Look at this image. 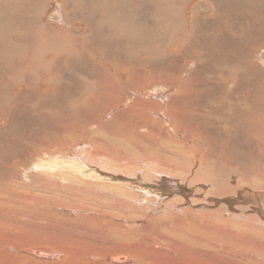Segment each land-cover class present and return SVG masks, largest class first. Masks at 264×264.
Here are the masks:
<instances>
[{
  "label": "rangeland",
  "instance_id": "obj_1",
  "mask_svg": "<svg viewBox=\"0 0 264 264\" xmlns=\"http://www.w3.org/2000/svg\"><path fill=\"white\" fill-rule=\"evenodd\" d=\"M98 1H100L101 4H99L94 11V0H86V4L81 8L84 10L83 12L86 13L88 21L93 23H96L99 19H101L102 15L105 14L104 11L106 14H109V12L111 14L113 12L111 8L114 6V4H117L113 3V0H107L104 2H102L103 0H97L96 2ZM116 1L118 2L119 0ZM165 1L166 0H134V4L138 6V12L134 24L138 27L140 32H144L143 34H140L141 39L138 34H134V41H130L126 36L125 38H120L116 35L113 39H108L109 42L106 43L107 48H109V55L118 57V61L121 59H128L139 62L140 68L146 67L145 70L152 71L153 81L158 77V75L154 72L155 68L166 66L172 69V71L169 72V75L173 76L174 72L181 68V58L184 57L182 50L177 51L178 46L174 49L176 52H173L172 49L174 47L170 48L169 45L165 43L166 40H163V38L167 35V32L164 29L166 24L163 26L160 18H158L160 22L155 18V15H159L160 11L165 8ZM200 2H202V0H194L191 5H188L186 9L190 10V13L185 16V19L192 17L193 8L195 6L197 7ZM172 3L176 6L178 5L177 0H172ZM123 4L129 5L130 3L123 2ZM173 4H171L170 10L173 9ZM117 6V9L120 10L121 13L123 10H125V7L119 4H117ZM5 7L6 3L0 5V41L5 39L6 42L11 41L13 44L14 42L18 41L14 37L18 34L21 36L24 28L23 26L19 27L18 25H15V23L9 24L10 18H5L2 10ZM47 7H49V10H47L48 13L46 12L47 15L44 16V21L52 22L50 17H52L56 11L58 20L55 23L53 22L54 25L68 28V24L65 26L62 20L59 18V3L57 0H53L46 4V8ZM256 7H261L260 9L264 11V0L260 5L257 4ZM218 8L220 11H223L222 7L218 6ZM206 9L208 11L204 12L202 15L205 24L201 19L202 25H204V27L201 25V28H196L195 24L184 25L187 31H189V28L192 25L191 30H193V34L196 35V43L199 45L201 44L202 47H204L203 43L208 42V51L206 49L205 50L207 53L211 52L208 54V56L211 57L208 58V61L205 63L202 73L200 74V79H194L191 82L195 96L191 102V105L187 107L184 104V110L188 112V116L187 121L183 122L182 125L188 131H186V134L189 137L188 144L184 142L182 136L177 134L176 136L175 133L172 132L173 123L171 122L169 116L167 117L165 110L164 112L158 110L156 111L157 114L161 112L160 116L162 117L159 115H152L149 117L150 119L148 118L146 121L143 120L145 118L144 116H148V113L143 112L142 114H139L137 105L131 103L130 101L129 103L126 101L128 98L130 99V95L133 92L130 94L124 88L122 89V87V93L124 92L122 96L123 102H120L121 105L112 112L113 115L109 118V112L114 108V106H112L108 113L104 116V119L101 120V123L104 125V127L113 128L116 130L114 125L118 121V125L122 127L124 131L121 132L120 135L115 133L114 136H108V132L106 131L101 133L98 129L92 128V130L90 129L91 127H88L87 130L90 129L89 133L91 136L86 137L84 140H77V134L73 135L72 138L71 134L63 133V142L56 146L64 147L50 148L44 154H40L38 160H36L38 162L34 163L39 164L41 162L43 163V160H46V162L50 163L52 167H55L54 170L52 169L53 172L47 168L48 171L42 173L31 166L33 159L36 157V150L32 147H28L26 144H22L21 146L19 141H13L6 149H3L0 144V185H3L0 186V188L4 190L7 189V191H9L8 194L10 195V197L7 198V201L0 199V201L3 203L0 204V225H4V229L6 228L3 230V235L0 236V239H2L0 240V244H5V241H9L10 243H20L21 245L24 243L34 244L38 239L40 242L37 243L36 246L40 247L37 249L51 252L55 250L59 253V256H57L56 254L54 255V253L47 252L53 254V257H39L35 256L34 254L31 255L29 252H21L23 254L15 252L13 256L21 257L22 255H25L21 257V260L22 258L27 257L28 262L33 261V263L37 262L43 264H114L112 261H107L104 258L106 254L117 252L114 250H118L120 253L127 254V249L129 246H136L137 248H134V252H136L135 258L144 261V264H160L161 262V264H165L167 262H169V264H180L182 260H185V258L189 259V256L191 258L194 254L198 255V259L195 257V255L193 258H196L195 260H197L199 263L202 260V262L211 260L215 264H225L227 257L222 253L220 246H224L228 243L225 246H230V244L231 246H233V244L234 246H247L248 244V246H254L253 248L255 251L253 250V252H251L252 255L250 254L252 260L250 261L251 258H249V260L244 261L242 264H264V260H262V256L264 258V223L258 218L259 214L254 212L253 209H248L246 212L240 211V209L237 210L236 208L238 206H235L234 209H232L227 204H222L216 207L212 202L213 199L228 200L229 198H236L240 192L246 189L264 192V147L260 149V145H258L261 144V146H264V136L259 137L258 132L252 130L251 125L249 124L250 121H253L256 118L264 125V64H259L261 58L264 56V46H262L261 49H259L258 46L261 43L256 46H251L250 50L253 52L251 59L252 66L248 67L247 69H245L243 66H239L236 69L239 71L240 76L238 75L227 82L219 83L217 81V76L219 73H221L222 64L215 55H217V52L220 50H217L216 54H214V47H212L213 43L218 39L208 34L210 31L216 28L214 27L215 24L212 26V23L217 20V17L210 9ZM257 11H253L254 13L252 12L250 15H247V17L251 19L248 26L246 25L243 28L248 33L251 32L252 36L258 34L257 32L264 34V20L261 16L256 15ZM22 12L25 11L21 10L19 14ZM139 17H141V19H139ZM26 18H29V16L24 15L23 17H17L18 20H21V23H24ZM149 20H151V23H148ZM178 21L182 22L184 19L179 18ZM158 22L160 24H158ZM4 24L8 28L4 27ZM233 25L235 26V24ZM148 26L151 29H148ZM77 28H82V25L78 23ZM237 28H240L239 24L237 25ZM16 29L17 31H15ZM166 29L170 30V28ZM221 34H224V32L221 31ZM93 35L94 33L92 31V36ZM185 35V32H181V34H179V42ZM262 37L264 38V35ZM232 38H239V36ZM93 39H96V37H93ZM228 39L231 38H227V41L231 44V46H235L234 43ZM157 46H161V49H156ZM223 46L224 45L216 46V49H220ZM8 47L9 43L7 44L6 48L4 45L0 44V69L3 68L1 64L3 63V59H5L6 52H9ZM152 48H155L156 50L152 51ZM144 49L146 50L143 52ZM128 52H130L131 57H127V55H129L127 54ZM163 52L167 55L161 57ZM201 53L203 54V52L199 51L200 56H202ZM151 54L152 59H150ZM20 58L21 54H19L18 59H15V61L18 62ZM92 62L94 67H100L103 65L102 61L95 59L94 57ZM259 65L263 71H260L258 68ZM192 66L193 65L186 66V77L187 75L191 76L197 73L198 67ZM130 67L134 68L138 66L130 65ZM2 72L4 73L10 71L4 68L2 69ZM83 72L85 75H87V70L80 68V65L78 64H73L71 68H67V64L60 63L57 76L60 77L61 81L67 80L68 83L71 81V84L68 86L70 88L67 87L65 90H63L61 87L65 85H60L59 89L57 90V95L54 94L55 96L53 98L46 96L41 97V99H39V105L43 107V110H45L48 103H50L47 100L60 99L63 97V92L65 91H69L68 94L76 93L84 84H75L74 82L76 80L80 81V78L76 77H79ZM246 72H250L252 75L247 77ZM75 73H77V75ZM53 76L55 77V74H53ZM5 77L6 76L0 71V92L2 93L1 101L3 98L9 97L7 102H2V104H0V120L4 119L3 121H0V134L5 132L6 135L11 136V134L13 135L14 133L20 131V128H16L15 124H18L23 120L27 123L28 119L29 121H35L36 118L33 115V113H35L33 110L35 109L31 108L32 98H28L29 89H26L27 87L21 84H16L12 88H8L7 79ZM81 77L83 76L81 75ZM177 82L179 84V81ZM184 82H187V80L183 79L182 83ZM154 85L155 83L152 82V89L146 91L144 96L142 93L138 95L137 100H139L141 103H145L148 100H144V97L149 96L153 101L152 104L148 105L149 107L152 105L155 106L154 103L163 105L162 100L159 101L157 97L162 98L161 96L166 95L165 102L168 104V99L177 93L172 91L171 88L164 89L162 86L156 87ZM10 86L11 85H9V87ZM236 90H244L243 93L247 94L246 111H242L240 114L241 116H239V112L241 110L240 108H242L241 105L242 103H245V101L241 100L238 102L234 98ZM89 92L95 93L94 90L88 89L87 93ZM90 93L88 97L91 98L90 102L92 103V108L89 115L87 116L88 118H90L94 108H100L99 105L102 101L98 98L95 100L93 97H91ZM237 93L239 94L238 91ZM180 96L181 94L177 93L176 98ZM111 101H113L112 98L106 100L108 104ZM119 114H121V116L118 117ZM137 114L140 116H137ZM49 115V113L44 111L39 116V121L42 123L44 121V126L46 128L49 123H56V127H54L55 129L68 128L69 125L67 124H69V122H67L66 119H58L54 114L50 115L52 117ZM5 117L11 121L10 125L9 121L6 120ZM127 117H130L131 119H127ZM135 119H138V125H133L136 123V121H133ZM112 120L114 124H112V122L110 124V121ZM4 124L6 128L4 127ZM8 125L11 127H8ZM139 125L142 126V128H137ZM60 126H62V128ZM159 126H164L162 129L163 132L156 129L157 133H149L152 132V129ZM131 128H136V131L139 132L133 133ZM147 129L150 130L147 131ZM97 134L105 135L109 139L107 146L106 144L101 145L98 143L99 139L97 138L99 136H97ZM29 136L25 137L29 138ZM68 136H70V138ZM192 137L197 139L200 146L203 147V151L206 153L208 158V165H203L201 163L204 153L202 156L198 154L199 151H194L191 149L190 143L192 141ZM117 138L120 139L119 144L115 143ZM33 139L34 138H32L30 141H33ZM85 141H87V143ZM68 142L69 144H67ZM29 143H33L35 145L39 144L37 141ZM83 148L84 150L82 151ZM86 149H89V152L88 150L86 151ZM17 156L21 157L15 159L14 157ZM79 161H81V163ZM68 163L73 164V166L76 168H83L85 173H81L80 176H74L73 180H75V182L72 181L71 183L64 181L60 177H55L56 179L51 177L50 174L53 176L56 175V173L62 169L61 167H64L65 164ZM89 167L94 169L90 171V174L88 175L89 177L87 178L85 175L86 171L89 170ZM95 167L102 171L98 172ZM191 170L195 171L197 177V180L195 179L197 181H195V184L199 183L203 186L200 187L199 191L196 192V195H204V201L201 202L203 207L200 206L201 210L196 208L195 204L182 205V202H185V200H182L180 195L179 198L181 199L171 198L169 201H162L161 198L158 200L156 199L157 197L155 198L152 195H147L145 192L143 193V191L141 192V190H139V188L144 183L149 185L154 184L155 182L161 183L162 181L166 180V178H168V180L172 179L178 181V183H182V180H184L183 178L186 177L191 172ZM185 171L187 174L186 176H183ZM214 172H219V176L213 177L212 175ZM12 174H17V177L13 176ZM39 177L43 179H40ZM95 177H99L98 179L100 180L95 179ZM47 178H49V180ZM53 182L54 185H52ZM127 183H131L134 188L128 187ZM188 183L184 185L185 190L188 189ZM218 185H220V187ZM33 186H35L34 191ZM19 188H24L21 193H17ZM190 189L195 190V186H192ZM14 190H16V192H13ZM200 190H202V192ZM34 192H36V194L45 196V199L40 203L46 201L48 198L47 202L49 203L53 200L54 206L49 207V209H41L39 211L40 213L38 212L35 214L30 220L26 217H23L22 212L18 210V208L21 207L16 205L15 200H18V197L20 196H29L30 193L35 194ZM51 198L52 200L49 201ZM9 200H12V203L14 200V206L12 203L11 205L7 203ZM170 201L172 204H170ZM130 203H132V205ZM41 206H43V204H41L40 207ZM212 207H215V209H212ZM64 208H69L71 211L67 212L64 210ZM49 213H52V215L50 216ZM206 213L209 215V217ZM187 219H193L191 223H196L198 225L197 231H199V235H197L198 238L200 237L199 240L201 244L197 246L201 247H196L195 251L190 250L193 251L194 254L189 253V249L186 252V249L189 248V246H196L190 244L192 243V241H190L191 236H193V234L196 236V231H192L191 227L186 226L190 223V221H187ZM201 222H204V225H202ZM210 222L211 224L213 222L214 223L211 225ZM25 223L28 224V228H26V230L20 228L14 229L16 225L22 227V224ZM35 223H39L42 227H44V229H42L43 231L41 232L42 235H47V232H49V235L47 237L46 235L41 237V234H39L41 226ZM173 223L174 225H172ZM241 223L243 225H241ZM224 225L225 227H223ZM182 226L183 228L185 227V230L181 228ZM210 227L213 232L210 231ZM246 227L248 228L244 234V230L242 231V229H245ZM188 229L190 230L189 232ZM226 230L227 232H225ZM257 230H259V232H256ZM191 231L192 233L190 234ZM201 232L204 234L203 236ZM236 232L237 234H235ZM247 232L249 235H252L249 236ZM184 233L187 234L190 239L183 237L185 236ZM224 233L226 234L225 236ZM229 233H231V235ZM221 237L227 238L224 240ZM233 237H237L239 240H241V242L237 238L231 240ZM230 240L233 242V244ZM244 240L249 241H247L245 244ZM209 241L211 244H208ZM187 243L188 245H186ZM29 246L31 247L28 248V245L23 247V251L26 249L31 250L33 246ZM176 248H179V250L181 249L179 252H182V254L177 252L178 249L176 250ZM93 253L99 254L100 256L92 257ZM169 253L172 255L170 256ZM154 256L157 259H155ZM149 257H151L154 261L149 259ZM222 259L225 261H222ZM259 259L261 260L259 261ZM51 260H55V262L49 263ZM217 260H219V262ZM237 260L234 263L240 264V259ZM256 260L258 262H256ZM183 262L184 261H182V263ZM127 264H133V262L131 261V263L128 262Z\"/></svg>",
  "mask_w": 264,
  "mask_h": 264
},
{
  "label": "bare ground",
  "instance_id": "obj_2",
  "mask_svg": "<svg viewBox=\"0 0 264 264\" xmlns=\"http://www.w3.org/2000/svg\"><path fill=\"white\" fill-rule=\"evenodd\" d=\"M51 1H53V0H0V5H2L3 3H6V7L2 10L4 13V17L10 18L9 24L15 23V25H18L19 27L23 26V28H24L23 32L21 33V36H19V34H18L14 37L18 41L14 42L13 44L11 41L6 42L5 39L0 41V44L4 45L5 48L7 47V44L9 43V47H8L9 52H6L5 59H3V63L1 64V66L3 68H1L0 71L2 74H4L6 76L5 78L7 79L8 88H12L16 84H21V85H24L25 87H27L26 89H29L28 98H32L31 108L35 109V110H33V112H35V113H33V115L36 118L35 121H29V119H28L27 120L28 125H27L26 121H24V120L18 124H15V127L20 128V131L14 133L13 135L9 131L11 136L6 135L5 132L3 134H0V144H1L3 149H6L7 147L10 146V144L13 141L14 142L19 141V144L21 146H22V144L23 145L26 144V145H28V147H32L33 149H35L36 150V157L33 159L31 166L34 169H36L37 171H40L42 173H44L45 171H48V170L52 171V169L54 170L55 167H52V165L50 163H47L46 160H43V163L42 162L39 164H34V163L38 162L36 160H38L40 154H44L50 148H52V147L63 148L64 147V146H56L59 143L63 142V138H62L63 133L71 134L72 138H73V135L77 134L78 135L76 138L77 140H79V139L84 140V139H86V137L91 136L89 133V130L92 128L98 129L99 132H101V133L103 131H106V132H108V136H114L115 133H118L120 135V133L124 131L122 129V127H120L118 125L119 124L118 121L114 125L116 130H114L113 128L104 127V125L101 123V120L104 119V116L108 113V111L110 110V108L112 106H114V108L110 110L109 115H108L109 118L112 117V115H113L112 112L121 105L120 102L121 103L123 102V97H122L124 94V92L122 93L123 88L125 90H127L130 94H131V92H133L131 95L129 94L130 99L128 98V100L126 99V101H128V103L130 101L131 103L137 105L139 114H142L143 112L148 113V116H144L145 118L143 120L146 121L152 115H159L160 116L161 112H159V114H157L156 111L158 110V111L164 112V110H165L167 117L169 116L171 122L173 123V125L171 124L173 126L172 132H174L175 135L177 134L179 136H182V138L184 139V142L188 144L189 137L186 134L187 129L182 125L183 122L187 121V116H188V112L184 110V104L187 107H189L191 105V102H192L193 98L195 97L191 82L194 79H200V74L202 73V69L205 66V63L208 61V58L211 57V56L209 57L208 54H210L211 52L209 50L210 53H207L208 42L203 43L204 47H202L201 44L199 45L196 43V35H194L193 30H191L192 25L190 26L189 31L186 30V27H184V25L195 24L196 28H201L202 26L204 27V25H202V22L204 23L202 15L204 12L208 11L206 8L210 9L215 14V16L217 17V20L214 21V23H212L213 25L211 24L212 26H214V24H215L214 27H216V28H214L208 34H210L211 36L215 37L218 40H224V41L216 40L212 45V47H214V49H213L214 54H216L217 50H220L217 52V55H215L218 57L217 59H219L220 63L222 64L221 73H219L217 76V81L219 83H224V82L231 80L232 78L237 77L238 75L240 76L239 71L236 69L239 66H243L245 69L252 66L251 59H252L253 52H251V50H250L251 46H256L259 43H261L260 45H258L259 49H261V47L264 46V38L262 37L264 35L263 33L257 32L258 34H256L255 36H252L251 32L248 33L245 29H243L244 26H246V25L248 26L249 21L251 19V18L247 17V15L248 14L250 15L253 11L256 12L257 10H259L261 7H256V5L257 4L260 5L263 0H202V2H200L197 7L195 6L193 8L192 17H189L187 19H185V16L188 13H190V10H188L186 8L188 7V5H191L194 0H177V4H178L177 6L172 3V0H166L165 1V8H163V10L160 11L159 15L156 14L155 18L157 20H158V18H160L163 26H165V24H166V27H164V29L167 32V35H166V37L163 38V40H166L165 43H167L170 48L174 47L172 49L173 52L175 51L174 49L178 46L177 51L182 50L184 53V57L181 58V64H182L181 68L178 69L177 71H175L173 76L169 75V72L172 71V69H170L166 66H163V64H162L163 67L155 68L154 72L158 75V77L153 81L152 71L145 70L146 67L140 68L139 67L140 63L136 62L135 60L132 61V60H128V59H121L120 61H118L119 60L118 57H116L114 55H109V52H108L109 48H107V45H106V43L109 42L108 39H113L114 36H116V35L119 36L120 38H122V37L125 38V36H126L130 41H134V34H138V36L140 37V34L144 33L142 31L140 32L138 27L134 24L135 19H136V15L138 12V6H136L134 4V0H119L118 2L116 0H113V3H117V4L125 7V10H123L121 13V11L117 9V7H118L117 4H114V6L111 8L113 10V12L111 14H110V12H109V14H106V12L104 11L105 14H103L101 19H99L98 22H96V23L88 21V19L86 17V13H84L83 12L84 10L81 9L86 4V0H57V2L59 3V8H58L59 9V18L62 20V22L65 26H67V24H68V28L63 27V26H55L54 25V23L58 20V16H57L56 11L53 14V16L50 17L52 19V22L44 21V16L47 15V13H48L47 10H49V7L46 8V4L50 3ZM96 1L97 0H94V2H93V11L95 10V8L99 4H101L100 1H98V2H96ZM104 1H107V0H103L102 2H104ZM123 2H128L130 4L124 5ZM108 4H109V2H108ZM171 4H173V9L170 10ZM158 5H159V3H158ZM218 6L222 7L223 11L222 10L220 11ZM20 9L22 11H25V12H22L21 14H19V12L21 11ZM24 15H28L29 18H26L24 23H21L20 22L21 20H18L17 17L18 16L23 17ZM256 15L261 16L264 20V11L262 9L257 11ZM179 18L184 19V21L179 22L178 21ZM139 19H141V17H139ZM150 21L151 20H149L148 23ZM159 22H158V24H160ZM78 23L80 25H82V28H79V29L77 28ZM232 23L235 24V26ZM142 24H144V23H142ZM238 24L240 25L239 29L237 28ZM254 24H255V22H254ZM4 27H7V26L5 25ZM9 27H10V25H9ZM187 27H188V25H187ZM166 28H170V30H168ZM148 29H151V28H149V26H148ZM91 30L94 33L93 36H92ZM105 30H106V32H105ZM8 31H9V29H8ZM11 31H12V29H11ZM15 31H17V29ZM221 31H223L224 34H221ZM181 32H185L186 35L184 37H182L183 39L179 42V40H180L179 34H181ZM8 36H10V35H8ZM236 36H239V38H232V37H236ZM93 37H96V39H93ZM156 37H157V35H156ZM227 38H231L228 40L233 42L235 46H231V44L227 41ZM140 39H141V37H140ZM125 40H127V39H125ZM178 42H179V44H178ZM188 44H189V46H188ZM222 45H224L222 48L216 49V46H222ZM156 49H161V46H157ZM156 49L152 48V51H155ZM145 50L146 49H144L143 52ZM199 51L203 52V54L201 53L202 56L199 55ZM19 54H21V58L18 62H16L15 59H18ZM127 54H129V55H127V57H131L130 52H128ZM165 55H167V54H165L163 52L161 57H164ZM93 57L95 59L102 61L103 65L100 67H98V66L94 67L92 65ZM72 58H74V59H72ZM150 59H152V54H151ZM60 63L61 64L62 63L67 64V68H71L73 64H78V65H80V68L87 70V75H85L84 72L81 73V75L83 77H81V75L79 77H76V78H80V81L76 80L74 82L75 84L83 83L84 85L82 87H80L79 90L74 94H68L69 91H65V92H63V97L60 99H54V100L53 99L52 100L46 99L50 103H48L45 110H43V107L39 105V99H41V97L46 96V97H52L53 98L55 96L54 94L57 95V90L59 89L60 85H65V86L61 87L63 90H65L71 84V81H69V83L67 80L61 81L60 77L57 76V72L59 71V64ZM262 63L264 64V56L261 58V61L259 62V64H262ZM130 65H134V66H138V67L131 68ZM185 65L186 66L193 65L192 67H198L197 73L195 75H191V76L187 75V77H186L185 76V69H186ZM4 68L10 72H4L3 73L2 69H4ZM258 68L260 69V71H263V69L261 68L260 65L258 66ZM53 74H55V77L53 76ZM75 74L77 75V73H75ZM263 74H264V71H263ZM246 75H247V77H249L252 74L250 72H248V73L246 72ZM183 79H186L187 82L182 83ZM177 81H179V84ZM152 82L155 83L154 86H156V87L162 86V88H164V89H170L171 88L172 91L180 93L181 96L176 98V95H177V93H176V95H174L173 97L168 99V104H166V102H165L166 101V95H163V96L160 95L162 98L157 97V99L159 101L162 100L163 105H160L159 103H154L155 106L152 105L153 108H152V106L149 107L148 105L152 104V102H153L149 96L144 97L145 98L144 100H146V99L148 100L145 103H141L137 99H138V95H140L142 93V95L144 96L146 91L152 89ZM9 85H11V86L9 87ZM121 87H122V89H121ZM68 88H70V87H68ZM88 89L95 91V93L89 92L91 94V97H93L95 100L97 98L99 100H102L100 102V105H99L100 108L99 109L94 108V110L92 111V113L90 115V118H88L87 116L89 115L90 110L92 108V103L90 102L91 98L88 97V95H89V93H87ZM237 91L239 92V94L237 93ZM243 91L244 90H236L235 97H234L238 102H240L241 100L245 101V103H242V105H241L242 108H240L241 110L239 112V116H241L240 114L242 113V111H244V112L246 111V95L247 94L243 93ZM242 93H243V95H242ZM1 95H2V93L0 92V104H2V102H7L9 100V97H5L1 101ZM111 98L113 99V101L109 102V104H110L109 105L106 102V100H109ZM44 111L46 113H49L50 115L54 114L55 117H57L58 119H62V120L66 119V121L69 122V124H67V125H69L68 128L67 129H60V128L55 129L54 127H56L55 126L56 123H53V124L49 123L47 128H46L44 126V121H43V123L39 121V116ZM139 114H137V116H140ZM5 116H7V115H5ZM49 116H47V117H49ZM119 116H121V114H119L118 117ZM50 117H52V116H50ZM131 117H132V115H131ZM160 117H162V116H160ZM5 119L9 121V125H10L11 121L7 117H5ZM127 119H131V118L127 117ZM3 120L4 119H2L0 121H3ZM46 120H47V118H46ZM46 120H45V122H46ZM133 121H136V123H137L138 119H135ZM111 122H112V124H114L113 120L110 121V124H111ZM149 122H150V120H149ZM136 123H134L133 125H138V123L137 124ZM59 124H60V122H59ZM249 124L251 125L252 130L258 132L259 137L264 136V125L261 121H259L255 118L253 121H250ZM9 125H8V127H11ZM106 125H108V124H106ZM4 127H5V124H4ZM4 127H2V128H4ZM60 127L62 128V126H60ZM88 127H91V128L87 130ZM163 127L164 126H159L157 128H154V129H152V132H149V133L155 134L156 129L162 131ZM64 128H66V127H64ZM137 128H142V126L139 125V127H137ZM131 130H133V133L139 132V131H136L137 130L136 128H131ZM149 130L147 129V131H149ZM24 132H26V133H24ZM42 132H43V134H42ZM23 133H24V136H23ZM25 136H29V138H26ZM70 136H68V137L70 138ZM97 136H99L97 138V139H99L98 143L101 145L106 144V146H107V144L109 143V139L105 135L97 134ZM31 137L34 138L33 141H30L32 139ZM119 140L120 139L117 138L115 140V143L119 144ZM34 141L39 142V144L35 145L33 143H31V144L29 143V142H34ZM85 142L87 143V141H85ZM67 144H69V142ZM206 144H207V142H206ZM258 145H260L259 146L260 149H262V147H264V146H261V144H258ZM190 146H191L192 150L199 151L200 153L198 152V154L202 155L204 153V156L202 155L203 158L201 159V163L203 165H208L209 163H208L207 155L203 151V147L200 146L199 141L197 139H195L194 137H192V141L190 143ZM23 147H25V146H23ZM76 149H77V147H76ZM83 150H84V148L82 149V151ZM87 150L89 152V149H86V151ZM20 151H21V148H20ZM57 152H59V151H57ZM19 157H21V156H19ZM19 157L17 156L14 158L17 159ZM64 158H66V157H64ZM79 159H81V158H79ZM52 162H53V160H52ZM79 162L81 163V161H79ZM83 163H86V162H83ZM66 166H68V167H66ZM78 166H80V165H78ZM47 168H48V170H47ZM61 168L62 169H60V171H58L56 173V175H54V176L49 173L53 179L55 177H58V178L60 177L64 181L71 183L72 181L75 182V180H73L74 176L75 177L80 176L81 173H83V174L85 173L84 172L85 170L83 168H76L71 163L65 164V166L61 167ZM93 169L94 168L89 167V170L86 171L85 176H87V178L89 177L88 175L90 174V171ZM95 169L98 172L102 171L96 167H95ZM186 174H187V172L185 171L184 175L183 174L182 175L186 176ZM12 175L17 177V174H12ZM40 176H41V174H40ZM212 176L213 177L219 176V172H214ZM98 178L99 177H95V179H98ZM218 178H221V177H218ZM40 179H43V178H40ZM47 179L49 180V178H47ZM183 179L184 180L181 179L183 181L182 183H178V181L172 180V179L168 180V178H166V180L162 181L161 183L155 182L154 184H151V185L144 183L139 188V190H141V192L143 191V193L145 192L147 195H152L155 198L157 197L156 199H158V200L161 198L162 201H165V200L169 201V199H171V198H177V199L182 198V200H185V202L184 201L182 202L183 203L182 205H184V204H195L196 208L200 209V206L203 205L201 202L204 201V195H199V194L196 195V192L199 191L200 187H203V186L199 183L195 184V181L197 180L195 171L191 170V172L186 177H184ZM98 180H100V179H98ZM50 182H51V180H50ZM234 182H235V180H234ZM186 183H188L187 184V186H188L187 190H185V188H184V185ZM19 185H20V183H19ZM48 185H49V183H48ZM52 185H54V182ZM0 186H3V185H0ZM127 186L134 188V186L131 183H127ZM192 186H195V190L190 189ZM218 186L220 187V185H218ZM34 187L35 186H33V191H34ZM216 187H217V185H216ZM14 189H16V188H14ZM23 189L24 188H19L17 193H21V191H23ZM217 189H218V187H217ZM56 191H58V190H56ZM200 191L202 192V190H200ZM8 192L9 191H7V189L4 190V189L0 188V199L7 201V198L10 197ZM13 192H16V190H14ZM34 193L35 194L30 193L29 196H20V197H18V200L15 198L16 199L15 200L16 205H19L21 207V208H18V210H20L22 212L24 218L26 217L30 220L41 209H49V207L54 206V201L52 200V198L49 200V201L52 200V202L48 203L47 202L48 198L46 197L47 200L40 203L42 200L45 199V196H42L40 194H36V192H34ZM259 193L264 194V192L259 191V190L251 191V190L246 189V190L240 192L237 197L234 195L236 198H229L228 200H224V199L215 200V199H213L212 202L215 204L216 207L219 205H222V204H224V205L227 204L230 208L234 209L235 206H238L236 208L237 210L240 209V211H245V212L248 209H253L254 212H257L259 214L258 218L261 219L264 223V216L262 213L261 203L258 199V196H256ZM179 195L181 196V198H179ZM117 196H118V194H117ZM117 199H119V198H117ZM7 203L11 205L12 200H9ZM13 203H14V200H13ZM13 203H12V205H13ZM104 203H106V202H104ZM0 204H3V203L0 201ZM41 204H43V206L40 207ZM130 204L132 205V203H130ZM170 204H172L171 201H170ZM180 206H181V204H180ZM11 208H13V207H11ZM14 209H17V208H14ZM189 209H191V208H189ZM212 209H215V207H212ZM64 210H66L67 212L71 211L69 208H64ZM10 211H12V210H10ZM46 211H48V210H46ZM228 212H230V211H228ZM233 212H234V210H233ZM49 215L51 216L52 213H49ZM207 216L209 217L208 214H207ZM193 219H187V221L189 220L190 223H189V225H186L187 227L188 226L191 227L192 231L193 230L196 231V233H195L196 236H194V234H193V236H191V240H190L193 243V244L192 243H190V244L196 245V246H189V248L186 249V252L189 249L188 252L192 253V254H194V252L190 251V250L195 251L196 247H199V248L201 247V246H197V245L201 244V242L199 240L200 237L198 238V235H199V231H197L198 225L196 223L195 224L191 223V221H193ZM195 220H196V218H195ZM214 220L216 221L215 218H214ZM196 222H197V220H196ZM198 222H199V220H198ZM211 222H210V224H211ZM254 222H256V221H254ZM203 223H202V225H204ZM242 223H241V225H243ZM35 224L40 225L39 223H35ZM252 224H251V227H252ZM172 225H174V223ZM223 227H225V225ZM248 227H246L245 229H242V231L244 230L243 231L244 234H245V231L247 230ZM15 228H20V229L26 230V228H28V224L27 223L22 224V227L16 225L14 227V229ZM171 228H172V226H171ZM171 228H170V230H171ZM181 228L185 230V227L183 228V226H182ZM202 228H203V226H202ZM237 228H238V226H237ZM5 229H4V225H0V236L3 235V230H5ZM42 229H44V227L41 226L39 234H41L40 235L41 237H44L46 234L42 235V233H41L43 231ZM176 229H178V228H176ZM208 230H209V227H208ZM189 231L190 230L188 229V232ZM192 231L190 232V234L192 233ZM210 231L213 232L211 227H210ZM172 232H174V231H172ZM225 232H227V230ZM243 232H241V233H243ZM256 232H259V230H257ZM180 233H182V232H180ZM201 234H202V236L204 235L202 232H201ZM229 234L231 235V233H229ZM235 234H237V232ZM247 234H248V232H247ZM48 235H49V232H47L46 237ZM225 235L226 234L224 233V236ZM251 235H249V236H251ZM206 236H207V234H206ZM232 236H233V234H232ZM183 237L189 238V236H187V234H185V236H183ZM227 237H228V235H227ZM221 238L226 240V238H223V237H221ZM234 238H237V237H233V238H231V240ZM212 239L215 240L214 238H212ZM0 240H2V239H0ZM239 241L241 242V240H239ZM247 241H249V240H247ZM247 241H245V244ZM39 242L40 241L37 239L36 243H34V244L24 243L21 245L20 243L11 242L12 243L11 244L9 241H5V244H0V264H19V263H22V264H43V263H37V262L33 263V261L28 262L27 257H24L21 260V257L25 256V255H22L21 257L13 256V254L15 252L16 253L29 252L31 255L34 254L35 256H39V257L40 256L53 257V254H50V253H54V255L56 254L57 256H59V253L55 250H53V252H51V251H47V250L37 249L38 247H40V246H36V244ZM220 242L222 243L221 240H220ZM228 242H229V240H228ZM234 242H235V240H234ZM208 244H211V242L209 241ZM227 244H225V245H227ZM229 244H230V242H229ZM232 244H233V242H232ZM26 245H28V248L31 247L29 245H32L33 247L31 248V250L26 249L23 251V247H26ZM186 245H188V243ZM225 245L220 246L222 253L225 254L227 257L225 264H233L237 259H240V264H242L244 261L249 260V258H251V255H252L251 252H253V250H254V248H253L254 246H252V245L248 246L249 244L247 246L246 245L245 246H243V245L242 246H234V244H233V246H231V244H230V246H225ZM238 245H240V244H238ZM134 248H137V247L136 246H129L127 249V254L126 253H120L118 250H114L117 252L108 253L105 255L104 258L107 261H109V260L112 261L114 264H127L128 262L131 263V261L133 262V264H144V261H141L138 258H135L136 252H134ZM169 249H170V246H169ZM169 249H168V251H169ZM177 249H178L177 252H179L181 250V249L179 250V248H176V250ZM44 251H46V252H44ZM47 252H50V253H47ZM261 252H262V250H261ZM23 253H21V254H23ZM179 253L182 254V252H179ZM169 255H170V253H169ZM187 255H188V253H187ZM194 255H193V257H194ZM99 256L100 255L96 254V253L92 254V257H99ZM164 257H167V256H164ZM193 257L190 258V256H189V259L185 258L186 261L182 260L184 262L182 263V261H181L180 264H201V262L203 261L202 260L199 263V262H197V260H195L196 258L198 259V255H195L196 258H193ZM152 258H153V256H152ZM152 258L149 257V259H152ZM154 258H155V256H154ZM173 258H171V259H173ZM44 259H54V258H44ZM155 259H157V258H155ZM161 259H163V258H161ZM168 259H169V257H168ZM175 259H176V257H175ZM223 259H222V261H225ZM147 260H148V258H147ZM251 260H252V258L250 259V261ZM257 260H258V258H257ZM257 260H256V262H258ZM260 260L261 259H259V261ZM262 260H264L263 256H262ZM217 261L219 262V260H217ZM54 262H55V260H51L49 263H54ZM167 263L169 264V262H167ZM167 263H165V264H167ZM170 264H172V263H170ZM202 264H215V263H213V261L210 260L207 262H202ZM234 264H236V263H234Z\"/></svg>",
  "mask_w": 264,
  "mask_h": 264
},
{
  "label": "water",
  "instance_id": "obj_3",
  "mask_svg": "<svg viewBox=\"0 0 264 264\" xmlns=\"http://www.w3.org/2000/svg\"><path fill=\"white\" fill-rule=\"evenodd\" d=\"M256 196H258V199L261 203V208H262V213H263V216H264V194H257Z\"/></svg>",
  "mask_w": 264,
  "mask_h": 264
}]
</instances>
